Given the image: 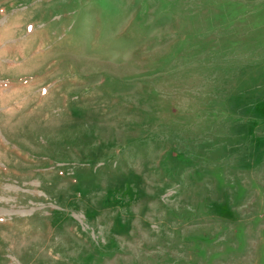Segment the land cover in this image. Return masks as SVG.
Wrapping results in <instances>:
<instances>
[{"label":"rangeland","instance_id":"obj_1","mask_svg":"<svg viewBox=\"0 0 264 264\" xmlns=\"http://www.w3.org/2000/svg\"><path fill=\"white\" fill-rule=\"evenodd\" d=\"M0 264H264V0H0Z\"/></svg>","mask_w":264,"mask_h":264}]
</instances>
